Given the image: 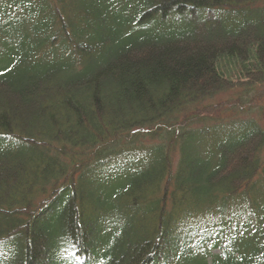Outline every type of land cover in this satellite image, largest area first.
Segmentation results:
<instances>
[{
    "label": "trees",
    "instance_id": "trees-1",
    "mask_svg": "<svg viewBox=\"0 0 264 264\" xmlns=\"http://www.w3.org/2000/svg\"><path fill=\"white\" fill-rule=\"evenodd\" d=\"M262 104L264 0H0V264H264Z\"/></svg>",
    "mask_w": 264,
    "mask_h": 264
},
{
    "label": "rangeland",
    "instance_id": "rangeland-1",
    "mask_svg": "<svg viewBox=\"0 0 264 264\" xmlns=\"http://www.w3.org/2000/svg\"><path fill=\"white\" fill-rule=\"evenodd\" d=\"M226 99L228 98L226 95L224 96ZM218 101H219V99H218ZM262 105H264V104H262ZM247 118H248V116H246ZM250 118H253V119H255L257 122H259V123H262V120H261V118L257 115V113H255V114H253V115H251L250 116ZM244 119V118H243ZM262 124H264V123H262ZM174 157H175V164L178 162V157H177V153H175L174 154ZM216 253H218V251H216L214 254H216Z\"/></svg>",
    "mask_w": 264,
    "mask_h": 264
}]
</instances>
